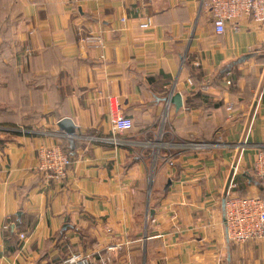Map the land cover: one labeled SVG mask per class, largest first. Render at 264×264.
<instances>
[{
  "label": "crops",
  "instance_id": "1",
  "mask_svg": "<svg viewBox=\"0 0 264 264\" xmlns=\"http://www.w3.org/2000/svg\"><path fill=\"white\" fill-rule=\"evenodd\" d=\"M226 29L203 0H0V264H264L223 208L233 179L264 201V41L249 20ZM55 145L74 157L62 183L37 171Z\"/></svg>",
  "mask_w": 264,
  "mask_h": 264
},
{
  "label": "built area",
  "instance_id": "2",
  "mask_svg": "<svg viewBox=\"0 0 264 264\" xmlns=\"http://www.w3.org/2000/svg\"><path fill=\"white\" fill-rule=\"evenodd\" d=\"M66 2L71 5L77 0H66ZM203 9L211 15L213 28L218 35L224 34L229 25L234 31H239L241 21L249 20L260 30L264 41V0H203ZM151 24L149 19L141 24V28L148 29ZM87 41L101 43L100 38L95 36H91ZM231 84L229 81L228 85L231 86ZM227 110L233 111L231 106ZM110 114L114 132L131 131L134 122L122 113L116 101L110 100ZM193 147L201 150L208 148V145L198 144ZM256 158L253 169L255 174L264 181V149L259 151ZM72 167L73 162L70 156L59 145L45 147L39 151L37 171L45 181L62 183ZM236 188L237 184L233 179L225 196L227 238L237 245L259 241L264 238V201L259 195L239 196L234 191ZM20 239L26 240V234L21 233ZM69 261L70 263L78 262L75 257Z\"/></svg>",
  "mask_w": 264,
  "mask_h": 264
},
{
  "label": "water",
  "instance_id": "3",
  "mask_svg": "<svg viewBox=\"0 0 264 264\" xmlns=\"http://www.w3.org/2000/svg\"><path fill=\"white\" fill-rule=\"evenodd\" d=\"M165 100L168 102L170 105H175L176 109L179 110L183 107V96H181L180 93H172L168 98H165ZM58 128L60 131L65 132L71 139V142L73 141L74 137L77 135L76 131V126L74 125V122L70 118H64L58 123ZM245 177L250 178V175L247 173L244 174ZM251 179V178H250ZM171 185V182H169V186ZM230 185V183H229ZM228 185V187H229ZM150 194V191H149ZM151 195V194H150ZM226 198L223 201V208H224V213H226ZM226 223V216L224 215V224Z\"/></svg>",
  "mask_w": 264,
  "mask_h": 264
},
{
  "label": "trees",
  "instance_id": "4",
  "mask_svg": "<svg viewBox=\"0 0 264 264\" xmlns=\"http://www.w3.org/2000/svg\"><path fill=\"white\" fill-rule=\"evenodd\" d=\"M233 83H232V87H233ZM206 96H203V95H201V94H196V98H199V99H203V101H205V100H207V97L205 98ZM205 99V100H204ZM205 102H208V101H205ZM214 106V108H220L221 106H222V104H220V103H216V104H214L213 105ZM152 139V138H151ZM61 148H63V150L70 156V158H71V160H72V162H73V155H72V153H71V151H70V147L69 148H66V147H64L63 145L62 146H60ZM236 182H237V179H236ZM240 196H247V195H240Z\"/></svg>",
  "mask_w": 264,
  "mask_h": 264
},
{
  "label": "rangeland",
  "instance_id": "5",
  "mask_svg": "<svg viewBox=\"0 0 264 264\" xmlns=\"http://www.w3.org/2000/svg\"><path fill=\"white\" fill-rule=\"evenodd\" d=\"M12 38V37H11ZM15 41V40H14ZM10 42H13V41H10ZM153 168H154V166H153ZM153 168H152V170H153Z\"/></svg>",
  "mask_w": 264,
  "mask_h": 264
}]
</instances>
